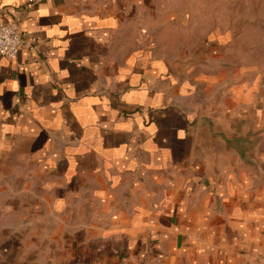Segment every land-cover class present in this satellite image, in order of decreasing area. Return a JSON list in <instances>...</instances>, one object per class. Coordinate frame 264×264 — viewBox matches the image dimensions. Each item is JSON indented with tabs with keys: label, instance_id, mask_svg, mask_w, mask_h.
Here are the masks:
<instances>
[{
	"label": "crops",
	"instance_id": "crops-1",
	"mask_svg": "<svg viewBox=\"0 0 264 264\" xmlns=\"http://www.w3.org/2000/svg\"><path fill=\"white\" fill-rule=\"evenodd\" d=\"M153 1L0 0V264H264V104L197 101Z\"/></svg>",
	"mask_w": 264,
	"mask_h": 264
},
{
	"label": "rangeland",
	"instance_id": "rangeland-1",
	"mask_svg": "<svg viewBox=\"0 0 264 264\" xmlns=\"http://www.w3.org/2000/svg\"><path fill=\"white\" fill-rule=\"evenodd\" d=\"M144 21L153 53L181 64L197 101L264 104V0H155Z\"/></svg>",
	"mask_w": 264,
	"mask_h": 264
},
{
	"label": "built area",
	"instance_id": "built-area-1",
	"mask_svg": "<svg viewBox=\"0 0 264 264\" xmlns=\"http://www.w3.org/2000/svg\"><path fill=\"white\" fill-rule=\"evenodd\" d=\"M24 42L17 23L0 21V54L15 59Z\"/></svg>",
	"mask_w": 264,
	"mask_h": 264
}]
</instances>
